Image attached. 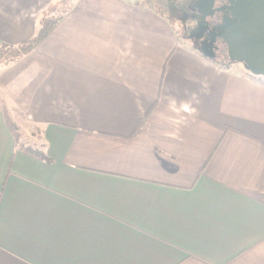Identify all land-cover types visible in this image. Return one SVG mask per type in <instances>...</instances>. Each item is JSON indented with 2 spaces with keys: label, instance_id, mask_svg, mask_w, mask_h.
Here are the masks:
<instances>
[{
  "label": "crops",
  "instance_id": "0c3cea01",
  "mask_svg": "<svg viewBox=\"0 0 264 264\" xmlns=\"http://www.w3.org/2000/svg\"><path fill=\"white\" fill-rule=\"evenodd\" d=\"M149 1L0 0V264H264V79Z\"/></svg>",
  "mask_w": 264,
  "mask_h": 264
},
{
  "label": "water",
  "instance_id": "95a60500",
  "mask_svg": "<svg viewBox=\"0 0 264 264\" xmlns=\"http://www.w3.org/2000/svg\"><path fill=\"white\" fill-rule=\"evenodd\" d=\"M214 4L215 0H196L191 9L209 30L207 39L194 48L214 60V44L220 40L230 63H241L252 75L264 77V0H227L221 8H214ZM215 13L223 15L222 21L209 28L207 18ZM201 37L198 32L195 39Z\"/></svg>",
  "mask_w": 264,
  "mask_h": 264
},
{
  "label": "trees",
  "instance_id": "16d2710c",
  "mask_svg": "<svg viewBox=\"0 0 264 264\" xmlns=\"http://www.w3.org/2000/svg\"><path fill=\"white\" fill-rule=\"evenodd\" d=\"M196 0H169L174 7L180 10H187ZM66 12H62L61 15L55 17H43L39 22V28L36 36L26 44H22L18 47L3 44L0 46V67H8L16 63L23 55L31 52L34 48L49 34L53 27L62 19ZM180 38V37H179ZM181 39V38H180ZM209 60V59H208ZM211 62L217 63L219 65H231L232 63L209 60ZM16 131V129H14ZM29 152L33 155L41 156L38 151L30 150ZM43 157V156H41Z\"/></svg>",
  "mask_w": 264,
  "mask_h": 264
},
{
  "label": "flooded vegetation",
  "instance_id": "af4514ba",
  "mask_svg": "<svg viewBox=\"0 0 264 264\" xmlns=\"http://www.w3.org/2000/svg\"><path fill=\"white\" fill-rule=\"evenodd\" d=\"M193 5L190 6L186 11L180 10L176 7H173V9L171 10L173 12V15H175L177 19L181 22V26L186 28L184 30V33H186V38L192 41V45L194 47H200L201 42H204L209 36V30H206L205 28L206 23L200 22L199 16L196 13V11L191 10ZM226 5H227V0H215L214 8H221ZM202 11H204V9H202ZM222 17H223L222 14L215 13L211 18H207L208 27L211 28L215 24L220 23L222 21ZM198 32L202 33V37L199 40H196L195 36L197 35ZM214 47H215L214 48V59L217 61L219 60L222 62H227V61L229 62L225 45L220 40H217L215 42Z\"/></svg>",
  "mask_w": 264,
  "mask_h": 264
},
{
  "label": "rangeland",
  "instance_id": "374dc122",
  "mask_svg": "<svg viewBox=\"0 0 264 264\" xmlns=\"http://www.w3.org/2000/svg\"><path fill=\"white\" fill-rule=\"evenodd\" d=\"M62 1H64V7L65 6H70L71 5V1L72 0H60V2H62ZM140 2H143V1H145V0H139ZM149 4H150V6H152L153 8H156L157 10H160V12H164V14L167 16V17H169V18H171L172 19V21H173V23H174V26H175V29H176V32H177V34H178V36L181 38V39H183V40H185L188 44H190L191 46H193L192 45V41H190V39H187L186 38V33H184V30L186 29V28H184V27H182L181 26V22L177 19V17L175 16V15H173V14H171V11L170 10H168V9H166V8H164L163 6H157V5H155V4H153V2H151V1H149L148 2ZM192 23H193V21H192ZM185 32H187V31H185ZM219 61V60H218ZM227 63H228V61H227ZM230 63V62H229ZM237 65H239V67L241 68V69H243L244 71H246V72H248L247 71V69L241 64V63H237ZM255 78H259V79H264V77H262V76H258V77H256V76H254ZM13 124H15V123H13ZM16 132H18V129L16 130Z\"/></svg>",
  "mask_w": 264,
  "mask_h": 264
}]
</instances>
